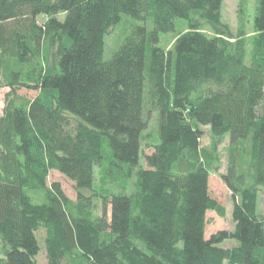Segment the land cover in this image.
<instances>
[{
  "label": "trees",
  "instance_id": "1",
  "mask_svg": "<svg viewBox=\"0 0 264 264\" xmlns=\"http://www.w3.org/2000/svg\"><path fill=\"white\" fill-rule=\"evenodd\" d=\"M255 1L249 42L223 24L224 0H0V264H39L40 232L47 264H264V0ZM123 14L138 22L106 58ZM177 19L189 29L164 49L160 34ZM24 88L38 93L25 98ZM202 125L214 150L229 137L223 176L235 198L234 228L209 238L207 212L225 208L210 195ZM54 169L75 182L76 201L48 185ZM28 189H44L45 201ZM228 238L237 245L221 246Z\"/></svg>",
  "mask_w": 264,
  "mask_h": 264
},
{
  "label": "rangeland",
  "instance_id": "2",
  "mask_svg": "<svg viewBox=\"0 0 264 264\" xmlns=\"http://www.w3.org/2000/svg\"><path fill=\"white\" fill-rule=\"evenodd\" d=\"M222 8V22L228 28V31L236 37H240V34L243 33L246 35V39L250 42L251 37L253 35L254 29V17L256 15L255 12V0H248L247 8L244 13H240V2L239 0H224ZM60 17H62L60 15ZM45 18L41 17L39 22H43ZM137 19L130 17L126 14H123L122 20L119 24L110 28V32L106 36L107 44H106V58H110L117 47L122 43V39L127 35L131 30L134 23H136ZM138 22V21H137ZM176 29L175 31L165 32L160 34V42L159 45L164 49H172L176 39L178 36L186 30L189 29L187 20L177 19L176 21ZM148 28L153 29V23L150 22L148 24ZM205 32H210L209 27H205ZM249 49H251V45L249 44ZM9 91L8 87H2L0 89V115L2 114L6 94ZM37 91L31 89H20L18 94L32 99L37 95ZM157 116L154 115L151 122L150 127L147 130L148 133L153 135L156 128ZM203 136L201 137L200 144L202 147L203 155L205 160L209 162V171H210V179H209V187H210V195L212 198H216L221 205L225 208V216H221L216 210H209L206 214V237L209 238L213 234H216L218 231L222 230H232L235 226V221L233 219V210L235 198L233 197V192L230 186L227 185L224 174L228 171V163H229V137L226 136L218 148L216 150L213 149V135L211 133L210 126L202 125ZM147 154L150 152L149 147L145 148ZM142 163L145 164V160H142ZM58 181L62 184V187L68 197L74 201L78 198V190L76 188L75 182L68 178L66 175L61 173L58 170H51L48 177V185L52 182ZM96 188H99L96 185ZM29 195L32 198L34 203H42L45 201V192L44 189H28ZM87 194L92 196V204L95 205L96 212L101 214L103 201L97 196H93L92 193L96 191H85ZM258 213L260 217L264 219V189L260 190L258 195ZM39 238L41 242V250L38 255V263L39 264H47L46 257V249L44 246V234L42 232L39 233ZM2 244L1 236H0V245ZM237 242L233 239L228 238L221 246L228 249L229 247L236 246ZM67 264V263H66Z\"/></svg>",
  "mask_w": 264,
  "mask_h": 264
}]
</instances>
